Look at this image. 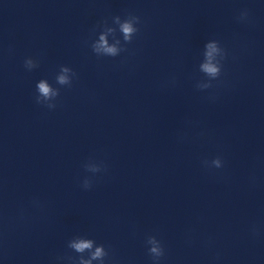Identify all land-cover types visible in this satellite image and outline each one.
<instances>
[{"label": "clouds", "instance_id": "9594fccd", "mask_svg": "<svg viewBox=\"0 0 264 264\" xmlns=\"http://www.w3.org/2000/svg\"><path fill=\"white\" fill-rule=\"evenodd\" d=\"M239 23H250L251 15L248 9H242L236 17ZM112 23L115 27L108 26L104 22L103 30L99 33V39L92 41L91 49L97 57H118L122 53L127 52L126 45L133 42L134 37L140 32L142 21L140 16L133 13H128L125 18L114 16ZM117 31L121 34L122 39L118 38ZM113 37V42L110 44L108 36ZM229 56L228 50L222 46L217 39H210L204 44L202 57L198 65V71L203 74L202 78L196 81L195 88L198 91H206L214 89L221 82V77L224 69V62ZM24 67L31 71L38 67V61L32 57H27L24 60ZM77 77V73L66 65H61L59 72L55 76L56 83L61 87H71L73 80ZM214 82H217L214 84ZM170 83L174 84L173 78ZM37 95L35 102L38 105H43L52 110L57 107V98L60 96V88L53 87L47 79H41L36 84ZM208 99L215 100L214 93H210ZM203 135V133H201ZM178 139L183 141L186 139V134H179ZM202 167L205 170H222L225 167V161L221 155H217L212 159H204L201 161ZM86 175L80 180V187L83 190H91L96 182L97 174L107 171V165L103 161H98L95 158H89L83 165ZM251 182L255 183V177L251 178ZM34 208H41L42 205L38 199H33L31 202ZM20 219H24L23 210L20 212ZM250 233L253 236L260 235V229L255 225L250 226ZM191 236L189 234V241ZM210 242V241H209ZM148 255L151 258V264H162L166 256V249L163 241L157 235H147L145 239ZM67 248L73 250L76 256L65 254L55 258L57 264H106V259L110 256V250L104 244L97 242L83 235H75L67 242ZM217 260L219 257L217 256Z\"/></svg>", "mask_w": 264, "mask_h": 264}]
</instances>
